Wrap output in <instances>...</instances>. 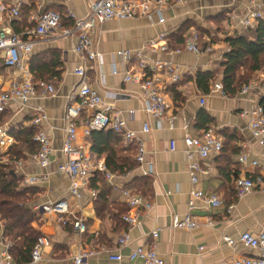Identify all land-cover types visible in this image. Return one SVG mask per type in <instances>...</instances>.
<instances>
[{
    "label": "crops",
    "instance_id": "0c3cea01",
    "mask_svg": "<svg viewBox=\"0 0 264 264\" xmlns=\"http://www.w3.org/2000/svg\"><path fill=\"white\" fill-rule=\"evenodd\" d=\"M11 1L8 0V3H12ZM124 1L137 3L143 0ZM245 6V0H202L201 2L189 0L184 5L163 6L161 15L153 13L149 18L112 20L96 26L92 36V50L101 56L102 64L98 61L87 63L88 83L103 98L106 105H111L115 111L120 112L126 130L135 132L145 148L143 166L139 167L136 163L137 168L132 173L119 174L124 178L112 182L111 185L104 180L111 212L108 209L102 213L97 211L88 191L83 192L78 199L70 196L69 178L65 174L56 172L57 166L64 161L61 153L64 140V113L69 103V96L78 84V78L74 73L81 64L80 58L74 53L77 36L72 35L61 40L45 39L35 44L26 62L32 81L34 77L31 70L32 62L34 64L46 62L53 55L62 64L63 71L59 81L52 79L46 82L54 84L55 93L45 97L36 94L24 106L10 102L5 112L8 117L0 125L6 126L10 135L12 131L35 128L45 132L51 140V163L46 170L31 165L28 162L31 154L23 148L27 160L15 162L11 171L13 176L21 178L20 194L30 199L29 206L38 218L32 224L33 228L51 242L44 251L42 264H72L71 258L81 251L99 250L100 247L113 249L118 238L125 233H128L132 244L122 250L120 262H111L107 256L100 255L82 264H142L139 261L129 262L126 256L130 249L146 246L152 242L148 234L156 229L159 230L158 237L154 240L156 252L164 264H233L236 258L255 255L254 251L239 244L232 248L227 246L221 237L237 239L244 232H258L264 228V192H254L236 201L233 196V182L236 175L230 174L231 170H237L239 177L253 171L251 168L243 170L237 163V155L240 151L246 152L250 160L262 154V150L258 148L249 133L250 118L242 115L243 112L259 104L261 94L255 89L245 97L236 95L222 98L218 94L210 93V89L209 93L202 94L195 85L197 73L214 71L218 67L225 52L223 39L236 31L232 28L231 21L245 14ZM30 10L25 7L19 20H14L15 22L6 20L14 33L23 34L32 27L28 21ZM40 11H57L63 13V16L71 13L75 18H84L88 8L85 0H43ZM220 15H223L222 19L219 18ZM160 19H163L162 23H159ZM188 25V30L195 29L200 35L196 28L204 30L201 35L202 43H205V46L210 44L211 52L174 55L153 52L147 47V44L155 41L159 34H165L166 37L164 42H157L158 46L167 44L170 49L180 47L179 37L181 35V38H184ZM214 38L221 40L216 42ZM117 51H128L131 56L138 55L153 62H171L178 67L181 75L179 83L171 84L166 76H162L157 84L168 105L165 120L160 128L155 119L143 112L141 90L135 84L123 81V71L127 64L118 57H110L111 53ZM131 62H134V58ZM114 66L117 68L116 74H112ZM262 74L264 72H258L252 80L258 79ZM0 76V88L6 90L13 74L4 69L1 63ZM107 93H117L118 97L114 100L109 99L106 97ZM40 110L46 120L38 127H34L31 122ZM201 113L210 121L204 128L198 124ZM88 117L89 113L85 111L76 119V145L89 157L91 164L103 162L107 168L105 154L93 153L90 137L86 138L83 135ZM170 118L173 119L169 120ZM144 124L149 127V132L146 134L141 132ZM208 129L215 130L217 138L223 142V145L228 144L232 147L234 153L227 156L219 155L202 162L203 174H199L197 183L192 185L187 173L188 162L183 154V139L186 135L197 137ZM226 132L231 134V138L225 144ZM170 142L175 144L174 151L170 150ZM125 143L129 142L123 140L121 144L126 146ZM14 145L15 139L11 146ZM0 152L5 155L8 150L0 149ZM19 162L21 168L17 166ZM3 163L8 164L6 157ZM148 164H151L154 175L151 179V194L145 200L151 207L141 213L138 225L132 228L121 218L123 227L120 228L116 225V221L112 220L111 215L115 212V207L111 202H116L128 210L123 216L132 213L124 202L122 191L132 190L128 187V183L135 177L144 176ZM107 170L111 172L108 168ZM34 175H46L47 178L37 184L26 185L25 180ZM91 189L96 191L94 188ZM191 191L215 194L221 204L217 208L208 209L203 202L195 200L194 208L189 211ZM60 199L67 201L72 215L84 219L86 224L84 234L79 235L71 228L64 227L54 216L37 214L33 211L37 206ZM230 205L236 207L231 214H228L226 210ZM188 212L199 226L190 231L172 229L171 217L178 215L183 218ZM208 220L212 222L211 226L206 225Z\"/></svg>",
    "mask_w": 264,
    "mask_h": 264
},
{
    "label": "built area",
    "instance_id": "2783aa9c",
    "mask_svg": "<svg viewBox=\"0 0 264 264\" xmlns=\"http://www.w3.org/2000/svg\"><path fill=\"white\" fill-rule=\"evenodd\" d=\"M43 0H0V63L4 69L12 72L13 77L10 80L6 90L0 88V113L4 112L10 102H17L24 106L26 102L34 95L42 97L55 93L53 83H44L39 87L33 83L30 72L27 68V61L32 53L35 44L45 39L61 40L77 36V42L74 47V53L80 58L81 64L75 69L74 73L78 78V84L74 92L69 96V103L66 106L64 121V140L61 153L64 161L56 168V172L65 174L70 181L68 193L70 196L78 199L81 194L88 191L91 198L96 196V191L90 188V179L94 173L99 174L110 185L118 181L123 176L111 173L107 170L103 162H97L94 165L90 163L89 157L82 152V149L76 145L77 126L76 119L82 112H88L89 117L84 125L83 135L89 138L92 132L113 131L122 136L125 142L134 143L137 147L135 161L139 167L144 165L145 148L141 138L133 131L125 128V122L122 120L120 112L115 111L111 105H106L103 98L95 91L87 80V63L98 61L102 64L101 56L92 50V36L97 25H102L112 20H126L146 17L156 13L161 15L163 6L184 5L189 0H143L137 3L124 0H85L88 13L84 18H75L71 13L64 16L59 13L47 11L42 12L41 2ZM201 2L202 0H193ZM236 1V0H233ZM245 14L237 20L232 19V28L236 31L254 29L258 23L264 22V0H245ZM28 7L31 10L28 13V21L32 27L23 34H16L7 25L6 20H19L22 10ZM69 21L72 26L64 27L63 22ZM163 19L159 20L162 23ZM165 34H159L156 40L147 44V47L155 52H165L168 54L179 55L182 53L201 54L209 53L212 46L207 44L200 46V36L195 29H189L183 38L180 47L170 49L167 44L158 46L157 42L165 41ZM111 58H120L126 65L123 71V81L135 84L142 92L143 112L157 121L158 128L165 120V114L168 105L160 93L157 85L162 76H166L171 84H177L181 80L178 67L171 62H153L141 56H131L128 51H117L110 54ZM134 58V62H131ZM117 73L114 66L112 74ZM1 81V76H0ZM258 89L261 98L264 96V74L256 80H250L239 92L238 96L245 97L251 91ZM210 93L218 94L222 98H228L223 92L220 82H215L210 87ZM109 99H116L117 93H107ZM76 99V100H75ZM203 104V102L201 103ZM250 118L248 130L252 140L258 148L262 150L259 157L250 160L248 154L240 151L237 155V163L243 170L251 168L253 171L248 175L237 177L233 184L236 191V201L242 200L254 192H264V113L256 105L249 111L242 113ZM170 118L169 120H172ZM46 117L42 110L32 120L31 124L38 127ZM146 134L149 127L144 124L141 130ZM32 142L38 145V150L31 154L28 162L40 169L46 170L51 161L52 153L51 140L49 136L38 131L33 137ZM14 143V138L9 134L6 126L0 125V149L8 150ZM183 154L187 159V173L192 185L197 183V176L203 174L202 162L220 155L223 145L217 138L215 130L208 129L203 131L197 137L186 135L183 139ZM170 150H175L174 142H170ZM19 168L22 165L17 163ZM144 176L152 179L153 168L151 164L147 165ZM46 175L29 176L25 180L26 185L37 184L44 179ZM123 199L130 212L122 217V220L131 228L138 225L139 217L142 212L149 210L151 205L140 194L130 189L122 191ZM203 202L208 209H214L220 206L221 202L215 194H203L200 191H191L189 194V211L194 208V201ZM235 205L227 207L226 212L231 214ZM37 214L54 216L62 225L70 222L72 230L81 235L86 232L84 219L71 214L68 203L65 199L54 202H47L33 209ZM171 228L174 230L190 231L196 229L199 225L194 217L188 212L183 218L178 215L171 217ZM207 226L212 222L207 221ZM159 230H153L148 237L152 242L148 245L139 246L130 249L126 258L129 262L139 261L142 264H164L156 252L154 240L158 237ZM222 241L229 247L237 244L244 246L255 252L252 257H239L233 260V264H264V228L258 232L247 231L242 233L237 239L227 236L221 237ZM51 242L46 236H39L31 252L30 261L26 264H42L45 249ZM132 244L128 233L118 238L113 249L100 247L99 250L81 251L71 258L72 264H82L90 258L105 255L111 262H120L122 260L121 252ZM12 244L6 238H3L1 229L0 235V264H15L10 254Z\"/></svg>",
    "mask_w": 264,
    "mask_h": 264
},
{
    "label": "trees",
    "instance_id": "16d2710c",
    "mask_svg": "<svg viewBox=\"0 0 264 264\" xmlns=\"http://www.w3.org/2000/svg\"><path fill=\"white\" fill-rule=\"evenodd\" d=\"M56 13L59 12L56 11ZM59 14L63 16V13L60 12ZM222 16L220 15L219 18L222 19ZM63 26L70 28L72 23L64 21ZM186 28L187 31L189 25ZM196 29L201 35L204 33L201 28ZM201 35L200 46L204 47L205 43H202ZM179 38V45L181 46L183 38H181V35ZM223 44L225 52L216 70L199 72L195 76V85L202 94L209 93L211 84L220 82L225 95L234 97L258 72H264V22L258 23L254 29L239 30L227 35L223 39ZM31 70L34 74L33 83L38 87L41 83H46L52 79L59 81L63 71L60 60L53 55L46 62H39V64L32 62ZM258 105L264 113V96L260 99ZM5 112L6 110L0 113V124H3L8 117ZM209 122L205 114L201 113L199 115L198 124L200 127L204 128ZM37 132L38 130L35 128L12 131L11 136L15 139V145L8 149L6 156L0 152V225L3 238H6L12 244L10 254L15 264H26L30 261L36 240L39 236H42L32 226L38 218L29 206L30 199L20 194L21 178L11 174L15 162L27 160L23 148L28 154H33L38 150V145L32 142ZM224 136H226V144L227 140L231 138V134L226 132ZM89 139L92 145L91 151L97 155L105 154V164L114 174L126 175L137 168L134 160L137 147L134 143H125L126 146H123L121 135L107 130L92 132ZM226 145H223L220 156L234 153V149L229 147L228 144ZM5 157L8 159V164L3 163ZM231 173L236 175L237 178V170H231ZM104 185V179L97 173L93 174L90 179V186L96 190L93 202L95 209L100 213L107 209L111 212L106 196L107 190ZM128 187L147 199L151 194V179L145 176L135 177L128 183ZM233 196L236 199L234 186ZM111 205L115 207V212L111 215L112 220L116 221V225L121 228L123 227L121 218L128 210L113 201ZM64 227L72 229L70 222H66Z\"/></svg>",
    "mask_w": 264,
    "mask_h": 264
},
{
    "label": "rangeland",
    "instance_id": "374dc122",
    "mask_svg": "<svg viewBox=\"0 0 264 264\" xmlns=\"http://www.w3.org/2000/svg\"><path fill=\"white\" fill-rule=\"evenodd\" d=\"M214 40H215L216 42H218V41L220 42L221 39H219V38H214Z\"/></svg>",
    "mask_w": 264,
    "mask_h": 264
}]
</instances>
